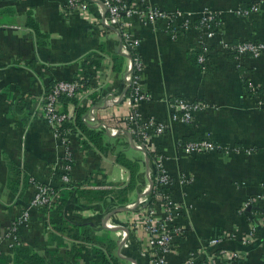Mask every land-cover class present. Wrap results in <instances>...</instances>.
Wrapping results in <instances>:
<instances>
[{"label": "crops", "instance_id": "0c3cea01", "mask_svg": "<svg viewBox=\"0 0 264 264\" xmlns=\"http://www.w3.org/2000/svg\"><path fill=\"white\" fill-rule=\"evenodd\" d=\"M66 1L0 0L1 256H16L17 246L11 247L6 236L27 208L34 193L31 180H35L59 188L61 200L52 212L34 210L30 224L20 230L19 247L37 256L41 264L56 260L90 264L95 248L122 264H151L149 237L133 223L136 212L125 209L150 184L154 164L148 155L135 148L130 136L112 137L92 125L104 150L80 128L74 131L79 136H72L66 145L41 114V101L50 87L59 80L83 77L85 64L91 81L82 87L83 100L70 104L68 113L83 108L87 114L92 107L98 122L112 129L116 127L110 117L118 121L130 113L124 99L119 105L113 102V97L126 92L129 65L120 36L101 26L99 1L92 0L86 14L71 17L62 13ZM145 1L163 12H180L183 22H196L204 9L219 16V33L207 40L193 26L173 39L163 24L132 20L131 32L140 41L142 81L152 96L141 107V117L169 127L162 136L152 134L148 146L163 155L174 181L172 200L182 208L175 216L173 225L180 233L174 235L175 249L168 263L182 264L206 240L231 233L234 239L224 247L245 250L242 264H264V52L238 62L223 49L224 42L264 43V3L259 12L244 17L237 10L261 0ZM203 42L208 48L205 66L198 63ZM91 59L96 61L92 66ZM174 98L207 106L195 113L189 125L179 124L171 118ZM202 138L238 152L187 155L178 146L179 140ZM119 155L138 167L133 178L117 162ZM67 167L70 186L60 180ZM181 176L189 181L180 183ZM249 199L255 200L253 211L242 213ZM156 207L162 217L161 204ZM105 222L115 227L107 228ZM60 223L66 230L57 229L62 228ZM252 223L259 229V238L244 248L240 238Z\"/></svg>", "mask_w": 264, "mask_h": 264}, {"label": "built area", "instance_id": "2783aa9c", "mask_svg": "<svg viewBox=\"0 0 264 264\" xmlns=\"http://www.w3.org/2000/svg\"><path fill=\"white\" fill-rule=\"evenodd\" d=\"M92 0H67L62 13L71 17L74 15H84L89 11L90 2ZM99 1L103 8L101 26L104 29H112L121 38L122 52L129 58L124 84V96L117 95L113 97V102L117 105L121 104L124 99L125 104L130 109V113L118 119L119 129L109 128L98 122L97 113L94 108H90L89 112L83 117V122L88 125L99 127L112 137H117L121 131L128 133L131 137V143L139 151L152 154V162L154 171L150 174L154 186L151 188L147 185L143 195L139 200L128 206L129 210L136 212L134 224L141 226L149 237L148 256L151 264H169L168 256L174 252L175 233L180 230L174 227L175 216L182 210L180 205L174 203L171 193L161 192V190L172 191L174 186L173 179L169 176L164 167L163 155L157 153L152 147H149V140L152 134L162 136L167 133L169 127L165 124L156 123L153 119L144 121L141 117V107L143 104L152 101V96L145 90L142 81L143 64L138 54L140 41L131 32L132 20L139 18L145 20L149 24H163L167 32L173 39L185 34L192 26L194 29L202 33L203 40L212 39L219 33V24L217 22L218 14L204 9L198 17L199 24L195 22H183L180 12H163L154 7L149 6L145 0H94ZM264 0L253 4L250 8L240 7L237 10L240 16H249L257 13L262 8ZM201 51L198 57V63L205 66L207 60L208 48L205 42L199 45ZM223 49L233 55L239 62L245 57H259L264 52V43L258 41H245L241 43L224 42ZM91 79L84 80L83 77L77 76L72 80H59L53 84L49 91L44 94L41 101V114L47 126L64 144L68 145L70 138L79 133L74 132L72 126L76 124L77 116L74 112L68 113L62 111V98L66 97L74 102L83 100L82 87ZM251 88V85H250ZM252 89V88H251ZM90 91H94L92 88ZM207 104L202 101L188 102L182 98H174L170 102L172 121L179 124L189 125L194 115L199 110L206 108ZM178 146L185 154L192 153H215L229 155L238 152L236 148L222 146L209 138H203L197 141L179 140ZM247 154L251 150H245ZM66 158L70 159L69 150L66 151ZM70 166V165H68ZM61 183L65 186L71 185L69 177V167L60 177ZM189 179L181 176L180 183L185 184ZM34 188L33 196L26 209L12 222L7 232V239L10 241L11 247L21 244L20 230L22 227L28 226L32 218L34 210H45L50 212L57 206L60 198V189L50 184L41 183L31 180ZM264 190V189H263ZM154 193L152 201L150 195ZM255 200L249 199L242 210V213L248 208H254ZM161 204L164 215L160 217L157 214L156 205ZM253 211V210H252ZM264 219V218H263ZM106 227L113 229L115 226L106 222ZM259 238V229L257 225L252 223L249 229L241 236L240 240L244 248L254 244ZM234 239L231 233H222L214 236L210 240H206L201 246L194 250L185 262L182 264H242L245 257V250L232 251L224 247V243ZM1 256V251H0Z\"/></svg>", "mask_w": 264, "mask_h": 264}, {"label": "trees", "instance_id": "16d2710c", "mask_svg": "<svg viewBox=\"0 0 264 264\" xmlns=\"http://www.w3.org/2000/svg\"><path fill=\"white\" fill-rule=\"evenodd\" d=\"M251 5H247V6H243V8H250ZM217 22L219 24V17L217 19ZM196 25L199 24V20L197 19L195 22ZM35 28L36 31H38L37 26H33ZM198 56V55H197ZM89 65L92 66L94 65V63L96 61H93L92 59L89 60ZM87 63V62H86ZM88 64H85L83 69L81 70V75L84 77L85 80H87L89 78V73H88ZM246 86H248V82H246ZM75 104L74 101L64 97L62 98V111L64 112H68V106L70 104ZM76 114H77V119H76V125L73 126V130L75 131L77 128H80V130L86 135L88 136V138L90 139L91 142H93L96 146L100 147L101 149L104 150L103 148V143H102V138L101 135L98 134L94 128L90 127L88 124H86L85 122H83V116L86 115V110L83 108H76ZM100 111H99V119L100 117ZM102 116V113H101ZM102 119V118H101ZM110 122L111 125H113V127L116 128H120L119 127V122L116 120V118L110 117ZM109 123V122H107ZM107 127H110L109 124H105ZM122 135H127L128 133L125 131H121ZM203 139V138H202ZM148 157L150 158V160H152V154H148ZM117 162L125 167H127L131 173H132V178L135 176V174L137 173L138 167H136V165H134L131 161H129L125 156L123 155H119L117 157ZM161 192H166L167 194L171 191H167V190H161ZM150 198L152 201L154 200V193H152L150 195ZM60 198L58 200V204L56 207H54L52 210H50V212L54 211L55 209H57L61 204L60 202ZM58 222H61L58 220ZM60 225H62V228L60 226H58L57 229H59L60 231H64L66 230V228L63 226L62 223H60ZM20 246V245H19ZM17 246L14 252V255L16 254V256H0V264H41L39 258L37 256H33L30 255V253L28 254V251H26L25 249H23V247H19ZM43 262V261H42ZM55 264H71L68 262H63V261H55ZM90 264H122L120 263V261L116 260V259H112L109 256H106L104 254L103 251H101L100 249H93L92 250V256L90 258Z\"/></svg>", "mask_w": 264, "mask_h": 264}, {"label": "water", "instance_id": "95a60500", "mask_svg": "<svg viewBox=\"0 0 264 264\" xmlns=\"http://www.w3.org/2000/svg\"><path fill=\"white\" fill-rule=\"evenodd\" d=\"M148 161H149V159H148ZM154 186V184H153V182L152 181H150V187L152 188ZM125 209H127L128 210V208H125ZM252 207L251 208H248L247 209V212L249 213V212H251L252 211ZM106 223V222H105ZM105 226H106V224H105Z\"/></svg>", "mask_w": 264, "mask_h": 264}]
</instances>
